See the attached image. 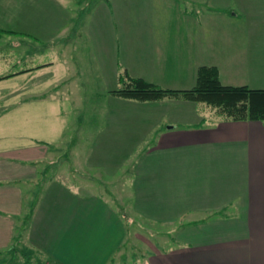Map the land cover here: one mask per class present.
<instances>
[{
	"label": "crops",
	"instance_id": "0c3cea01",
	"mask_svg": "<svg viewBox=\"0 0 264 264\" xmlns=\"http://www.w3.org/2000/svg\"><path fill=\"white\" fill-rule=\"evenodd\" d=\"M35 1L38 0H17L15 11L21 30L16 32L15 39L16 69L10 73L15 75L17 83L24 82L27 77L42 78L49 84L60 82L65 87H62L63 93L69 95L74 69L78 70L74 73L81 83L90 80L84 79L82 73L85 70L83 60L90 50V31L85 25L88 0H60L58 7H54L57 0H47L51 13L47 32L26 29L30 27L26 24L28 18H34V12L27 10V6ZM183 1L91 0L96 16L99 17L101 9L105 8L109 20L117 15L129 25L120 30V34L115 30V36H122L120 42L117 37L116 50L115 46L111 49L103 46L107 40L101 37V31L97 41L90 43L97 53L95 69L99 74L94 80L104 82L105 74L99 72L100 69L114 64L116 77L128 72L162 88L192 87L196 70L201 65L193 55L194 45L200 51L199 26L192 24L194 19L198 20L199 10L195 11L193 5L190 8L181 5ZM82 3L84 7L77 10ZM190 3L194 4L193 0ZM2 13L0 28L4 21ZM213 17L211 11V19ZM132 24L135 26L131 27ZM232 31L235 30L210 28L207 42L213 36L216 45L219 36ZM28 36L33 40L27 39ZM35 36L38 40L47 38L48 59L34 46ZM251 49L257 52L263 47L254 44ZM106 56L110 61H105ZM0 58L12 61V58L8 61V54ZM220 68V80L225 83ZM249 82L255 81L244 84L264 88ZM113 98L112 106L101 110H114L115 117L106 130L104 124H99L97 130L107 142L119 138L122 131H130L135 137L137 128L132 120L136 118L128 110L136 108L126 105L138 102L122 100L125 101L122 107L126 109H118L115 99L121 98ZM166 101H157L151 108L144 107L147 112L158 110L154 117L143 112V122H147L153 134L146 141V149L133 161L132 170L123 171L126 177L121 178L113 172L107 175L110 181L103 176L90 177L82 160L76 161L73 171L56 169L54 175L46 177L30 210L24 204L18 180L30 174L27 163L35 165L48 157V151L39 150L41 144L51 148V152L56 146L49 147V142H40L44 140L35 137L34 146L20 149L15 145V155H8V147L0 145V158L4 159H0V248L9 245L11 251L17 252V260L44 258L42 264H264V121L225 120L215 114L216 119L211 123L210 117L202 114L211 107L203 108L198 102L189 100H174L178 103L171 110L181 114L174 117L166 115L165 104L162 105ZM192 111L194 117L190 116ZM81 126L79 124L74 131L82 130ZM133 138L127 143L128 147H135ZM17 152H21L20 157H16ZM50 158L54 161L55 154ZM32 178L28 182H33ZM115 187L119 194V189L125 188L135 213L152 224L170 229L173 233L171 244L156 240L157 246L150 242V247H142L147 252L138 251L141 257L121 261L134 249H121L125 239L123 215L118 209L117 214L111 205L116 204V199L113 203L110 199L115 192L110 188ZM22 214L29 219L27 223L25 219L20 223L22 232L17 239L20 252L15 246V218L20 219ZM148 225L151 224L145 223L144 227ZM161 234L159 239L163 237ZM115 254L120 258H115Z\"/></svg>",
	"mask_w": 264,
	"mask_h": 264
},
{
	"label": "rangeland",
	"instance_id": "374dc122",
	"mask_svg": "<svg viewBox=\"0 0 264 264\" xmlns=\"http://www.w3.org/2000/svg\"><path fill=\"white\" fill-rule=\"evenodd\" d=\"M57 1L58 3L54 2V7H58V4L61 3L60 0ZM193 2L194 4L190 3V0H184L181 2V5L188 6L189 8L193 5L195 11L199 10L198 20L196 21V19H194L192 23L194 26H196V24L199 26L200 38V51H198L199 47L196 45L193 46L195 60H199V64L201 65L210 62L211 64L207 65H215L214 63H218L216 65L223 70V79H225V83H230L228 85H244L246 81L252 80L255 82H249L250 85L264 87V0H198V4H196V0H193ZM222 2L225 4H222ZM16 5L17 0H0V13L3 12V20L5 21H2L1 26H3V28H0V32L4 33V35L0 33V50L2 52L0 55L6 56L8 54V61L12 58V61L9 62H7L5 58H0V75L7 73L11 74L10 72L16 69L14 59V54L16 52L15 39L17 35L16 32L21 30L20 24H18L19 19L15 11ZM28 5L31 6H27V10H32L34 12V18L30 16L27 22L25 21L26 24L30 26L26 29H30V31L34 29L36 32L38 29L47 32L48 16L51 14L49 13L50 4L48 1L38 0L35 1L34 4L29 3ZM100 6L101 5L98 6L97 11H99ZM80 7H84L83 3L81 6H77V10ZM86 7L88 8V12L85 25H87L90 31L88 36L90 50L87 52L88 57L83 60L85 68H82L85 70L82 71V73L85 74V76H83L84 79L86 77H88V79L90 78L88 82L84 80L81 83V80L78 79L79 76L74 73L78 70L74 69L71 75L72 82L70 84L72 88L68 95L63 93L62 89H65V87L63 86L64 84L60 82L49 84L42 81V78H40V80H38V78H33L32 80L27 77L24 82L17 83L15 75L12 74L11 76L0 79V145L8 147V155H15V145L20 149L34 146L36 141L35 137L44 140L40 142L47 141L45 142L47 144L49 142L50 144L47 145L49 147L59 146L57 149H55L56 147L52 149L51 152V148H47L45 145L41 144L39 150H41L42 153L48 151V157L42 159L41 163L35 165L27 163L30 164L28 168L30 170L33 168V170L30 171L27 169L30 174L18 180L19 188L23 191L24 204L28 206L27 210H30L31 204L39 197L46 177L50 174L54 175L53 171L56 169V171L59 172H63L64 170L73 171L75 163H78L76 161L82 160L81 164L86 168L90 177L97 175L100 178L103 176L104 180L107 179L110 181L107 177L110 172L119 175L121 178L126 177L127 175L123 174V171L129 172L132 170L133 161L138 155L143 153L144 149H146V141L148 142L153 134V132L149 131L147 122H143L145 118L143 114H149L150 117H154L155 112L158 110H148L147 112L143 110L144 107L151 108L152 104H155L157 101L162 102V100L165 99L167 103H163L162 105L165 104L164 109L166 110L164 111L166 115H173L176 117L181 114L177 110H171L172 106H176L178 103V101L174 100H186L183 99L182 96H167L162 99L150 100L146 101L148 103H144L145 101L122 97L114 93L113 90L130 85L131 75L125 72L126 75L120 73V75L116 77L114 64L103 66L100 69L99 72L105 74L104 82L98 79L94 80L97 74H99L95 69L97 68L95 62V60H97V53L95 49H91L94 46L90 43H95L97 41L98 36H100L99 31H101V37L107 40L103 46L109 49L115 46L114 50H116L118 46L117 37L120 42L122 36H115V30L116 33L120 34V30L129 25L123 23L127 20H122L118 18L117 15L109 20L105 8L101 9L99 17L98 14L96 16L94 3H91V0H88V5ZM211 11L214 16L213 19H211ZM222 16H224V18ZM226 16H228V18ZM130 26L133 27L135 24ZM210 28H231L235 31H232L231 34L228 35L219 36L220 40L216 41V45H214L215 41L213 40V36L210 38L209 42H207L209 37L207 35ZM8 31L12 33H6ZM31 37L32 36H28L26 38L33 40ZM35 37L34 46H36L40 54L44 55V58L48 59L50 53L47 54L46 52L47 38L38 40V36ZM71 39L74 41L73 35H71ZM254 44L262 46L263 49L254 52L255 50L251 49ZM253 54L255 55L252 56ZM107 56L111 60L112 57L109 55ZM107 56L106 58L104 57L105 61H110L107 59ZM249 56L251 58H248ZM113 97L121 98L120 100L115 99V106L118 107V109H126V107L136 108V110H128L131 116L135 115L136 118V121L132 120L137 128L135 137L130 131H122L119 138L111 139L107 142L106 138L101 135L102 132L97 130L99 124H104L106 130L108 127L107 124L115 117L114 110H101L103 107L112 106ZM126 99L138 103H131L132 105L122 107L125 105V101L122 100ZM197 104H201L200 106H203V108L209 107V105L200 101ZM185 111L186 109L183 112ZM190 114L192 117L195 116V112L193 111ZM202 114L208 115L211 123L216 119V110L213 108L211 110H205ZM195 120L196 119L190 120L189 123ZM79 124H82V130L74 131V128ZM26 133L28 134L26 135ZM79 134L80 136H78ZM76 138L79 140L77 141ZM132 138L134 139L133 146L135 147H128L127 143L131 142ZM54 154L56 159L53 161L50 157H53ZM17 155L16 157H20L21 152H17ZM0 159L4 160L3 158ZM31 178L34 181L28 182ZM110 191L114 192L110 197L112 203L115 202L116 199V204H111L112 207H115L114 209L117 214H119V210L122 211L123 215L125 239L122 242L123 247L121 246V249H127V247H132L134 249L132 253L127 252V255L121 258L123 259L121 261L125 259L128 261L136 257H141L142 254L139 252H147L145 249L142 250V247L145 245L150 247V242L157 246L158 242L156 240H163L171 244V241H173V233L169 231L170 229L158 226L155 223L152 224L135 213L129 201L131 197L129 198L125 188L119 189L120 194L116 192L117 187L110 188ZM25 216L27 215L22 214L20 219L15 218L17 222L15 229V233L17 234L15 246L18 247V251L20 252H22V249L17 239H19L18 234L22 232L20 223L23 222ZM28 219L29 217L25 219V223H27ZM145 223H150L151 225L144 227ZM159 234L163 236L160 237V239ZM99 244L100 243L97 242L96 245L98 246ZM15 255H17V252L15 250L11 251L9 245L1 246L0 264L44 263V258L41 257L36 261H30L28 258L17 260L15 259ZM10 257H13L12 260L9 259ZM114 257L117 259L120 258L117 254H115ZM114 257L113 259H115Z\"/></svg>",
	"mask_w": 264,
	"mask_h": 264
},
{
	"label": "trees",
	"instance_id": "16d2710c",
	"mask_svg": "<svg viewBox=\"0 0 264 264\" xmlns=\"http://www.w3.org/2000/svg\"><path fill=\"white\" fill-rule=\"evenodd\" d=\"M11 74L0 75V79ZM196 82L191 88H162L140 77H132L131 84L113 90L114 93L135 100L150 101L167 96L206 103L225 120L264 121V88L222 83L217 65L202 64L196 70Z\"/></svg>",
	"mask_w": 264,
	"mask_h": 264
}]
</instances>
